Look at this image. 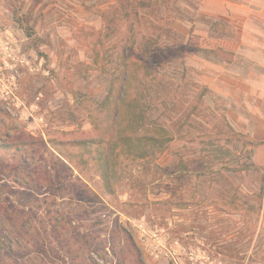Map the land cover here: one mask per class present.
<instances>
[{
	"label": "rangeland",
	"instance_id": "1",
	"mask_svg": "<svg viewBox=\"0 0 264 264\" xmlns=\"http://www.w3.org/2000/svg\"><path fill=\"white\" fill-rule=\"evenodd\" d=\"M203 1L0 0V140L35 162L0 161L2 206L31 221L11 264H264V70ZM121 57L140 64L112 123ZM133 114L170 139L116 147L108 189L74 143Z\"/></svg>",
	"mask_w": 264,
	"mask_h": 264
},
{
	"label": "trees",
	"instance_id": "2",
	"mask_svg": "<svg viewBox=\"0 0 264 264\" xmlns=\"http://www.w3.org/2000/svg\"><path fill=\"white\" fill-rule=\"evenodd\" d=\"M140 64L139 60H131L130 58L121 57L122 69L118 72L116 80L120 91L116 94L114 99H112L111 106V117L112 123L113 119L116 121L119 116V102L125 97L126 91L128 89V80L133 79L132 69L130 67H136ZM139 69V68H138ZM132 115L130 123L133 125L134 132L131 135H124L118 137H110L106 143L95 142L93 139H86L83 141H77L75 145L81 146L85 149V152L91 155V159L94 165L98 168L101 177L104 181L105 187L111 188V175H112V160L116 156L114 154V149L119 146L131 145L133 149L141 150L143 156L151 152L159 150L165 140H169L170 137H166L167 133L152 121L149 124L141 123L139 117ZM115 123V122H114ZM113 125V131H115ZM117 136V135H116ZM0 140V150L9 153L6 157L0 158L1 163L7 164L11 160L15 161L16 165L24 167L27 165L30 167L32 163L34 164V151L33 146L28 143V141H17L15 143L2 142ZM117 142V143H116ZM147 151H145V147ZM95 147L99 148L100 151L95 150ZM6 155V154H5ZM9 203V200H4ZM0 200V264H11L9 255L13 252L14 247L18 246L20 230L27 224L31 225L30 219L24 213L13 212L14 207L11 205L9 210L5 206H2ZM57 218H55V221ZM29 225V226H30ZM28 226V227H29ZM25 228V229H28ZM10 262V263H9Z\"/></svg>",
	"mask_w": 264,
	"mask_h": 264
},
{
	"label": "crops",
	"instance_id": "3",
	"mask_svg": "<svg viewBox=\"0 0 264 264\" xmlns=\"http://www.w3.org/2000/svg\"><path fill=\"white\" fill-rule=\"evenodd\" d=\"M201 6L205 14L236 25L234 42L221 40L223 48L236 51L264 70V1L256 4L251 0H204ZM261 74L264 76V72Z\"/></svg>",
	"mask_w": 264,
	"mask_h": 264
}]
</instances>
